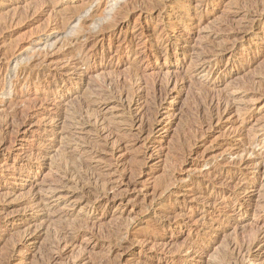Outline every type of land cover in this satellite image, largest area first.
<instances>
[{"label":"rangeland","instance_id":"rangeland-1","mask_svg":"<svg viewBox=\"0 0 264 264\" xmlns=\"http://www.w3.org/2000/svg\"><path fill=\"white\" fill-rule=\"evenodd\" d=\"M112 1L0 0V264H264V0Z\"/></svg>","mask_w":264,"mask_h":264},{"label":"bare ground","instance_id":"bare-ground-1","mask_svg":"<svg viewBox=\"0 0 264 264\" xmlns=\"http://www.w3.org/2000/svg\"><path fill=\"white\" fill-rule=\"evenodd\" d=\"M125 0H116L115 2H110V4L109 5H106V7H105V14L107 15V14H109L111 11H113L114 10V8H115V6L118 4V3H122V2H124ZM132 1V0H131ZM136 2H137V0H135ZM134 1V2H135ZM139 1V0H138ZM149 1V0H148ZM188 1V0H187ZM143 2V1H142ZM146 2H147V0H146ZM164 1L163 0H150V10L152 9H154V10H156V11H158V12H162V11H165V10H167V8H168V5H166V4H164L163 3ZM184 0H174V2H173V5H175V7L177 8V9H179L180 11H183L184 12V10L187 8V6H188V4H184ZM148 3V2H147ZM172 3V2H171ZM128 4H130L129 2H128ZM136 4V3H135ZM124 5V4H123ZM137 5V4H136ZM148 5V4H147ZM173 5H170V6H173ZM81 6H83V5H81ZM105 6V5H104ZM121 6V5H120ZM127 6V5H126ZM134 5H132V7H133ZM145 6V5H144ZM170 6H169V8H170ZM128 7V6H127ZM148 7V6H147ZM79 8H80V6H79ZM82 8H84V7H82ZM118 8V7H117ZM126 8V7H125ZM176 8H173L172 7V11H173V9L175 10ZM74 9V8H73ZM73 9H70V10H73ZM75 9H77L78 10V7H76ZM74 9V10H75ZM85 9V8H84ZM83 9V10H84ZM129 10V9H128ZM127 10V11H128ZM142 10V9H141ZM145 11L147 10V8L145 7V9H144ZM151 10V11H152ZM66 11H67V9H66ZM80 11H82V9L80 8ZM79 11V12H80ZM125 11V10H124ZM150 11V12H151ZM180 11H179V13H180ZM71 12V11H70ZM75 12L76 11H74V14H75ZM78 12V11H77ZM116 12V11H115ZM73 13V12H72ZM84 13V12H83ZM82 13V14H83ZM81 14V13H80ZM112 14H114V13H112ZM192 14V13H191ZM67 15H69V14H67ZM90 15H92V14H90ZM74 16H76V15H74ZM93 17L95 16V14H93L92 15ZM124 16V15H123ZM181 16H182V13H181ZM67 18V17H66ZM69 18V17H68ZM97 18V17H96ZM112 18V17H111ZM183 18L184 19H189L190 18V13H184V15H183ZM67 20V19H66ZM71 20V19H70ZM107 20V18H103V19H101V21H100V23L101 22H104V21H106ZM119 20V19H118ZM62 22H64V21H62ZM77 22H79V20H77L76 21V23L72 26V29H75V28H77ZM111 22V21H110ZM65 23H67L66 21H65ZM180 23V22H179ZM82 24H84V23H82ZM112 24V23H111ZM63 25V24H62ZM85 25V24H84ZM113 25L114 24H112V25H110V27L109 28H112L113 27ZM106 25H104V27H105ZM107 26H109V25H107ZM106 26V27H107ZM112 26V27H111ZM103 27V26H102ZM87 28V27H86ZM108 28V27H107ZM109 28H108V30H109ZM101 29V28H100ZM69 30V29H68ZM92 30V29H91ZM98 30V29H97ZM101 31V30H100ZM247 31V30H246ZM68 32V31H67ZM67 32H65L66 34H67ZM97 32V31H96ZM91 33V32H90ZM92 33H93V31H92ZM95 34V33H94ZM97 34V33H96ZM93 35V34H92ZM102 35V34H101ZM257 36H258V32H255V38H257ZM72 38V37H71ZM92 38V37H91ZM155 38V37H154ZM156 40V39H155ZM162 40V39H161ZM64 41V40H63ZM66 41V40H65ZM88 41V40H87ZM63 45V44H62ZM69 45V44H68ZM71 45V44H70ZM215 53V52H214ZM72 54H74V53H72ZM72 54H70V55H72ZM67 55H68V53H67ZM211 70V69H210ZM200 84H202V83H199V86L200 87H203V86H205V84L204 85H200ZM80 86V85H79ZM198 86V85H197ZM208 87H206L205 89H207ZM85 90H86V88H85ZM85 90H82L81 89V91H80V94H78V95H75L76 96V98H79V99H81V98H85V99H83V100H81V105L79 106L78 105V107L77 108H75L74 106V112H72L73 113V120H74V122H75V126H76V129H78V130H82L81 129V123H80V119L79 118H81L84 114H86V115H88L89 116V118H90V116H92V110H91V107H90V103L92 102H90L89 103V100H88V98H86V96H85V92H87V90L85 91ZM92 91V90H91ZM205 91V90H204ZM89 92V91H88ZM97 92V91H96ZM201 93H203V92H201ZM8 94V93H7ZM90 94H92L91 92H90ZM88 95V96H92V95ZM94 94H96L95 92H94ZM102 94V93H101ZM100 94V92L98 93V94H96V96L98 97V98H102L103 96ZM207 94V93H206ZM205 94V95H206ZM104 95V94H103ZM148 95V94H147ZM9 96V95H8ZM87 96V97H88ZM96 96H94V97H96ZM92 98H93V96H92ZM103 98H105V97H103ZM88 100V101H87ZM95 100V99H94ZM98 100V99H97ZM107 100V99H106ZM193 100V99H192ZM197 100V99H196ZM204 100V99H203ZM84 101V102H83ZM96 101V100H95ZM104 101V100H103ZM98 102H100V101H98ZM76 103V102H75ZM206 103V102H205ZM204 103V104H205ZM203 105V104H202ZM84 107H85V109H84ZM85 110V111H84ZM196 110V109H195ZM205 111V110H204ZM199 112V111H198ZM205 113V112H204ZM67 114H69L68 113V110H67ZM209 114V113H208ZM198 115V114H197ZM201 116V115H200ZM209 116V115H208ZM197 117V116H196ZM85 119V118H84ZM85 122V121H84ZM88 122V121H87ZM103 122H104V124H106V127H109L110 128V121L109 120H105V119H103ZM87 124H91V122L90 123H87ZM92 126V125H91ZM74 140V139H73ZM79 140L80 139H78L77 141L79 142ZM75 141V140H74ZM77 141H75V142H77ZM77 142V143H78ZM87 142V141H86ZM89 142H90V140H89ZM88 142V143H89ZM64 143V142H63ZM74 143V142H73ZM77 143H75V144H77ZM91 143V142H90ZM65 144V143H64ZM63 145V144H62ZM65 146H66V144H65ZM73 147V146H72ZM76 147H77V145H76ZM63 148H64V146H63ZM62 148V149H63ZM65 149H66V147H65ZM76 149V148H75ZM67 150V149H66ZM78 150V149H77ZM60 151V150H59ZM75 152V151H74ZM77 153V152H76ZM76 153H69V152H66L65 150H62V152H61V155H60V165H59V167L61 168V171H62V175L61 176H63V178L64 179H67V180H69L70 178H75V181L73 182L74 184H76V181H84V180H89V178L91 177V175H90V170H89V166L87 165L86 167H88V168H85L84 167V162L82 163V161H81V158H80V161H79V159H78V156L76 157ZM247 155V154H246ZM259 156V155H258ZM259 157H261V156H259ZM262 159V158H261ZM237 163V162H236ZM85 165H86V163H85ZM236 165H238V164H236ZM218 166V165H217ZM57 167H58V165H57ZM83 169H82V168ZM59 168V169H60ZM81 168V170H83V172H79V169ZM93 175V174H92ZM220 177V176H219ZM170 178V177H169ZM172 179V178H171ZM169 182L171 181L170 179H167ZM173 181V183H174V180H172ZM171 181V182H172ZM162 182H164V183H162L160 186H159V184H158V186H159V189H158V198L160 199L159 200V202H157L156 203V208H155V213H156V215H157V217H158V221H157V227H159V228H157L158 229V233L160 234V235H163L164 234V232L165 231H163V228H164V225H163V223H164V210L167 208V204H177V202H178V199H176V195H177V192H171V193H168V192H170L171 190H167V187H165L166 185V181H162ZM168 182V183H169ZM196 183V182H195ZM204 183V182H203ZM168 185V184H167ZM196 185H198V184H196ZM202 185V184H201ZM200 186V185H199ZM108 186L106 185V182L104 181V183H103V189H105V188H107ZM197 189V188H196ZM95 192V191H94ZM166 192L168 193L167 195H165L166 194ZM97 194V193H96ZM174 197V198H173ZM201 198V197H200ZM201 200H203V196H202V199ZM200 202H202V201H200ZM205 203V201L203 202V204ZM238 203V202H237ZM242 203V202H241ZM176 211L177 210H174V216H175V219H176V217H178L179 215L178 214H176ZM203 222V223H202ZM204 222H205V218L202 216L201 218H199L198 220H197V224H199L200 226H204ZM219 222H221V221H219ZM202 223V224H201ZM208 225H214V221H212V222H210ZM78 227V226H77ZM253 235H254V233H253ZM251 236L252 235H250V237L249 238H251ZM254 236H256V235H254ZM253 238V240H254V237H252ZM252 239H250V241H251ZM250 243V242H249ZM192 243L191 242H187V243H185V245L182 247V249H180V248H177V250L175 251V252H177V254H179V255H181L183 252H185L186 250H188L189 248H186V246H190ZM230 244V243H229ZM237 244V243H236ZM251 244H252V242H251ZM237 245H239V244H237ZM242 246V245H241ZM247 246V245H246ZM249 246V245H248ZM248 246L247 247H245V248H247L246 250H248L249 248H248ZM252 246V245H251ZM235 248V247H234ZM233 248V249H234ZM239 248V247H238ZM244 248V249H245ZM236 251L238 252V249H236ZM241 251V250H240ZM239 251V252H240ZM232 251L229 249V247H228V244L226 243L225 245H224V248L216 255V256H214L213 258H212V260H213V263L214 264H237V261H236V257H233V253H231ZM237 252H236V254H237ZM242 252V251H241ZM236 254H235V256H236ZM236 258V259H235ZM189 262H191V260L190 259H188L187 257H184L183 258V260L181 261V264H188ZM239 264V263H238Z\"/></svg>","mask_w":264,"mask_h":264}]
</instances>
